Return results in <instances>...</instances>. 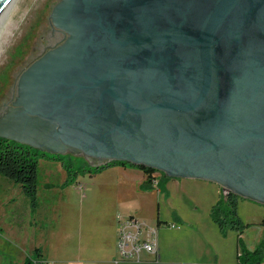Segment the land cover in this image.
<instances>
[{"label": "water", "instance_id": "1", "mask_svg": "<svg viewBox=\"0 0 264 264\" xmlns=\"http://www.w3.org/2000/svg\"><path fill=\"white\" fill-rule=\"evenodd\" d=\"M50 20L67 38L22 74L1 139L264 206V0H58Z\"/></svg>", "mask_w": 264, "mask_h": 264}, {"label": "rangeland", "instance_id": "2", "mask_svg": "<svg viewBox=\"0 0 264 264\" xmlns=\"http://www.w3.org/2000/svg\"><path fill=\"white\" fill-rule=\"evenodd\" d=\"M57 2L19 0L0 31V118L15 102L22 74L45 55L43 49L53 29L50 16ZM67 156L76 161L77 167L83 161L79 156ZM135 170L129 176L110 170L93 176L83 174L78 177V184L68 186V174L62 164L43 159L39 162L36 202L26 197L21 186L0 177V264H21L27 254L44 248L54 224L68 232L86 218H99L108 209L122 205L130 207L138 217L140 213L149 218L141 220L149 227H154L156 223L151 218L157 216L167 219L168 228L172 227L177 213L186 225L183 237L189 248L193 245L200 251L199 264H237L238 233L221 234L211 219L221 186L195 179H169L165 182L169 195L164 193L161 200L158 194L148 196L140 188L133 190L142 176L141 171ZM128 186L132 189L124 188ZM154 188V192L159 190L157 185ZM238 213L246 225L241 236L243 247L253 252L264 245V206L240 199ZM55 240L60 246L63 238Z\"/></svg>", "mask_w": 264, "mask_h": 264}, {"label": "crops", "instance_id": "3", "mask_svg": "<svg viewBox=\"0 0 264 264\" xmlns=\"http://www.w3.org/2000/svg\"><path fill=\"white\" fill-rule=\"evenodd\" d=\"M113 168V169H112ZM107 170L119 171L122 175H132L135 169L123 168L120 166L112 167ZM110 172V171H108ZM105 171H103L105 173ZM135 171H138L135 170ZM140 171V170H139ZM102 172V173H103ZM142 172V171H141ZM145 175L142 172L141 181L133 185V190L136 192L142 189V193L145 195H156L163 200L164 193L168 192L169 188L164 190L147 189L143 186L145 182ZM122 189L121 187H116ZM125 189H132V186H128ZM113 205V204H108ZM159 206V205H158ZM108 209V213L104 216L94 217L90 216L86 220L81 221L75 230H69L68 232L58 229V224H54L52 230L49 233L47 239V245L39 250L41 257L47 262V264H199L200 251L198 248L192 245L190 249L188 242L184 239L183 235L186 234V225L183 219L176 213L174 214L175 228H168L167 219L161 218V216L151 218V221L158 227L159 230V257L148 256L142 263L134 262H116L118 259L117 252V217L134 216L140 220H150L144 218L143 215L130 209V207L118 206V208ZM111 210V211H110ZM158 220L162 223L158 225ZM167 224V227L164 226ZM181 225L182 227L179 228ZM62 237V244L57 246L55 238ZM35 252V251H34ZM33 252V254H34ZM33 256L27 254L25 260L20 261L21 264L28 262L29 258Z\"/></svg>", "mask_w": 264, "mask_h": 264}, {"label": "trees", "instance_id": "4", "mask_svg": "<svg viewBox=\"0 0 264 264\" xmlns=\"http://www.w3.org/2000/svg\"><path fill=\"white\" fill-rule=\"evenodd\" d=\"M59 162L68 174L66 185L78 184L80 175H96L112 167L134 168L142 171L145 175L143 186L147 189H154L157 185L159 190H164L168 178L165 174L144 167L111 162L100 167L90 166L84 159L77 167L76 161L67 155H52L29 146L21 145L13 141L0 138V177H5L16 185L21 186L26 197L33 202L37 201L39 185V162L40 160ZM240 198L233 193H225L223 190L218 202L211 209V219L218 227L221 234L226 235L229 231H235L239 235V252L237 264H264V245L253 252L243 247L241 236L246 228L245 223L238 213ZM158 220V225H161ZM264 226V220L262 222ZM36 261L37 264H47L41 257L39 250H35L28 264Z\"/></svg>", "mask_w": 264, "mask_h": 264}, {"label": "built area", "instance_id": "5", "mask_svg": "<svg viewBox=\"0 0 264 264\" xmlns=\"http://www.w3.org/2000/svg\"><path fill=\"white\" fill-rule=\"evenodd\" d=\"M176 227V225H172ZM116 262L142 263L148 256L159 257V230L157 226H147L134 216L117 217Z\"/></svg>", "mask_w": 264, "mask_h": 264}, {"label": "flooded vegetation", "instance_id": "6", "mask_svg": "<svg viewBox=\"0 0 264 264\" xmlns=\"http://www.w3.org/2000/svg\"><path fill=\"white\" fill-rule=\"evenodd\" d=\"M66 38H67V36L64 33L52 29L51 36H50V39H49V43H47L46 46H44L43 52H45V54H46L50 50L60 46L65 41ZM66 155H69V154H66ZM79 157H82L90 166L95 167L84 156H79ZM127 165H129V164H127ZM25 264H28V263H25ZM30 264H37V262L36 261H32Z\"/></svg>", "mask_w": 264, "mask_h": 264}]
</instances>
